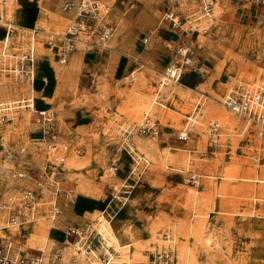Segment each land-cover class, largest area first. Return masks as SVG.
Here are the masks:
<instances>
[{
  "label": "rangeland",
  "instance_id": "obj_1",
  "mask_svg": "<svg viewBox=\"0 0 264 264\" xmlns=\"http://www.w3.org/2000/svg\"><path fill=\"white\" fill-rule=\"evenodd\" d=\"M77 1L0 0L16 23L13 52L35 50L31 78L0 72V103L16 106L0 113V243L12 241L13 254L44 263L59 254L57 264H87L68 229L99 231L94 216L111 202L114 231L121 245L131 243L116 249L131 248L133 264L168 246L174 264H264V128L236 114L225 125L211 98L221 81L225 97L264 73V2L216 0L213 20L188 33L174 20L184 22L201 0H107L109 13L80 33L86 42L62 64L47 32L65 33L76 17L68 5ZM106 23L114 30L103 42ZM2 36L0 26V46ZM188 43L193 65L184 66L180 84L162 89L167 106L151 109L156 133L141 132L160 79L184 62L179 49ZM201 94L203 119L181 139ZM28 99L47 109L48 126L18 106ZM215 120L220 134L211 135ZM51 141L67 146L61 164ZM10 210H26L21 225H6Z\"/></svg>",
  "mask_w": 264,
  "mask_h": 264
},
{
  "label": "built area",
  "instance_id": "obj_2",
  "mask_svg": "<svg viewBox=\"0 0 264 264\" xmlns=\"http://www.w3.org/2000/svg\"><path fill=\"white\" fill-rule=\"evenodd\" d=\"M248 1L264 2V0ZM4 4H6V2H3V5ZM68 6H70V8H75V19L70 23L65 33H50L47 40L49 46L54 50L58 61L62 64H66L68 62L71 53L76 49L77 43L80 40V33L83 31H90L92 29L91 27L95 25L99 19H103L110 10V5L104 0H78L77 3H70ZM4 8L5 7L3 6V9ZM214 10L215 6L213 0H202V6L196 13L186 18L184 22L181 20H174V25L177 28H182L183 26L187 25V32H192L194 27H190V24L199 21L204 17H212ZM168 17L172 19L174 18L173 16ZM0 26L4 29V35L2 37L0 46V72L31 78L33 76V67L35 62V50L33 45L31 48L30 44L26 51L16 55V53L13 52L11 46L12 38L17 31L16 25L11 18H8L6 14H3V11L0 13ZM32 30V37H36V29ZM113 30L114 27L112 25H109L108 23L104 24L98 34L99 39L103 42L107 41L112 36ZM184 48L187 52L185 64L193 65V58L190 56V44L188 43ZM174 65V67L167 70L166 76L169 80L178 81L183 77L185 70L182 68V63ZM167 83L168 81H161L160 85L163 86ZM203 96L205 105L207 96ZM160 99L161 98L158 93L155 96V100H157L158 104L163 106L165 103ZM197 104L200 106L201 102H198ZM223 104L228 110L233 111L234 113L239 114L241 117L255 122L256 124L258 123L264 127V73L261 74L258 79L233 86L226 93ZM24 106L32 110L38 122H41L45 126L50 124L51 117L49 116V112L47 110L35 108L34 102L31 99H28L24 103ZM14 108H16V106H3V104L0 103V113H2V111L12 110ZM203 113L204 112H201V115ZM214 122L209 125L211 133H217V129L220 128L219 123L217 121L215 123ZM141 126V130L144 133H153V128L156 127V124L154 121H152L150 114H146ZM53 137L55 138V135ZM48 148L53 152L60 151L56 152L59 154V157L54 158L59 159V163L61 164L65 159L63 152H66L67 146L64 145L62 148H59L56 142L51 141L48 145ZM195 177L196 176H193L192 178L194 179ZM25 197L26 198L24 199H28V201L31 200L30 192H27ZM24 204L26 205V202ZM28 205L31 206V204ZM5 206L8 207L7 205ZM57 213H59V209L55 208L53 211V217L56 216ZM27 214L28 213L26 210L21 214H18L14 210H10L9 216L6 219V225L8 227H16L21 225L23 218L27 216ZM102 215L111 221L114 218L115 211L113 209L107 208L102 211ZM68 234L74 237L75 243L79 245V250L81 252H83L88 257L101 262L102 264H109L110 261H113L118 255V250L115 247L105 243V240L102 239L101 233L99 231H89L88 228L75 226L68 229ZM58 258L59 254H56L51 259V261L44 263L43 260L37 256L26 257L13 254L12 241L0 243V264H57ZM147 264H174V250L172 247H168L162 252L152 253L150 256V262Z\"/></svg>",
  "mask_w": 264,
  "mask_h": 264
},
{
  "label": "bare ground",
  "instance_id": "obj_3",
  "mask_svg": "<svg viewBox=\"0 0 264 264\" xmlns=\"http://www.w3.org/2000/svg\"><path fill=\"white\" fill-rule=\"evenodd\" d=\"M104 1H107V0H104ZM202 1V0H201ZM213 2H214V6H215V9H217V4L215 3V0H213ZM71 9H73V8H71ZM3 11V14H6L5 13V11H4V9L3 8H0V13ZM214 12H215V10H214ZM214 15V14H213ZM212 15V16H213ZM190 17V16H189ZM204 18H206L207 20L209 19H211L212 17H204ZM100 20V19H99ZM208 20V21H209ZM198 22L199 21H196V22H193V23H191L190 24V27H194V29L193 30H196L197 29V27L198 26H200L199 24H198ZM71 23V22H70ZM15 25H16V23H15ZM70 25V24H69ZM68 25V26H69ZM68 26H67V28H68ZM67 28H66V30H67ZM203 28V30H201V31H207L208 30V28H207V26H204V27H202ZM47 33H51V32H47ZM79 42L80 43H82V42H86L83 38H80V40H79ZM78 42V43H79ZM78 43H77V45H78ZM77 48V47H76ZM183 49H184V46L182 47V48H180L179 49V52L181 51L182 52V56H183V63H182V68H184V66L186 65L185 63H186V54H187V52L186 51H183ZM175 65L174 64H172V65H170L168 68H167V70L168 69H170V68H172V67H174ZM188 66V65H187ZM166 73H167V71L165 72V74L163 75V77L160 79V81H159V84H158V87H157V90L155 91V93L153 94L154 95V98H153V100L151 101V105H150V108L149 109H147L146 110V112L143 114V116H142V119H141V122H140V124H139V130L141 131V132H143L142 130H141V125H142V123H143V121H144V119H145V116H146V114H150V116H151V118H152V121H154L153 120V117H152V115H151V108H152V106L153 105H158V106H160V107H165L164 106V104H163V106H161L160 104H158L157 103V100H155V96L159 93V96H160V100H163V102L165 103V96H162V94H161V91H162V89L165 87V86H167V85H170V84H180L181 82V80H182V78L181 79H179L178 81H172V80H169L168 78H167V76H166ZM132 77H135V75H132ZM161 81H168V83L167 84H164L163 86L162 85H160L161 84ZM224 81H221V84H220V90H219V92H217V93H215V95H213V96H211V98L212 99H214L216 102H217V105L218 106H215L214 107V111H215V113L216 114H218L219 116H220V118L222 119V121L224 122V124L225 125H227V126H232V125H234V121L236 120V117H235V115L234 114H236V115H239V114H237V113H234L233 111H230V110H228L225 106H224V104H223V100H224V95H222V92H223V90H224V86H223V83ZM221 91V92H220ZM204 94H201L200 96L201 97H199L198 98V100H197V102L195 103V105H194V108H193V110H192V112H191V114H189L190 116H187L186 117V120H185V123H184V128L182 129V134H179V136H180V138L181 139H188L189 138V133H190V131L192 130V128H194V125L196 126L197 124H198V122H201L200 120L201 119H203V114H205V107H204V102H203V96ZM32 100V99H31ZM146 101V99L144 98V99H142L141 101H140V103H144ZM198 102H201V104H200V106H198ZM19 107H22V106H24V105H18ZM34 106H35V103H34ZM201 112H204L202 115H201ZM193 114V115H192ZM194 114H195V116H194ZM201 115V116H200ZM199 116H200V118H199ZM240 116V115H239ZM248 120V119H247ZM218 122L219 123V126H220V121H218V120H215V122ZM155 122V124H156V121H154ZM214 122V121H213ZM212 122V123H213ZM214 122V123H215ZM249 122H247V123H245V125H247ZM210 125V124H209ZM260 125V124H259ZM263 127V126H262ZM264 128V127H263ZM154 129V134L156 133V131H157V129H156V127H154L153 128ZM217 133H211V131H210V126H208L207 128H206V132L207 133H209V134H211V135H216V134H220V129L218 128L217 129ZM132 131H130V133H131ZM129 133V134H130ZM144 144V142H142V141H140L139 142V145H143ZM50 155H51V157H59V154L58 153H55V154H51L50 153ZM63 155L65 156V153H63ZM50 158V157H49ZM194 175H192V177H193ZM195 179H196V177L194 178V179H192L193 181H195ZM95 217V219H94V222H95V225L98 227V230H99V232L101 233V236H102V239L103 240H105V243H107L108 245H111V246H113V247H115V248H118V247H116V246H120L121 247V245H120V240H119V238H118V236H117V234L115 233V231H114V229H113V226H112V224L109 222V220L108 219H106L105 217H103V215H101V214H98V215H95L94 216ZM112 221V220H111ZM193 232V231H192ZM184 233V232H183ZM128 234V233H127ZM193 235V234H192ZM166 238L167 239H169V241H173V239L171 238V236L170 235H168V234H166ZM168 247H171V246H168ZM168 247H166V248H164V249H167ZM163 249V250H164ZM173 249V248H172ZM162 250V251H163ZM188 250V249H187ZM74 251H75V253L76 254H78L77 256H78V258L79 259H85V261H86V263L87 264H101L99 261H96V260H94V259H92L91 257H88L87 255H85L83 252H79V245L76 243L75 245H74ZM161 251V252H162ZM187 252V251H186ZM153 253V252H152ZM151 253V254H152ZM136 256H138V254H136ZM178 256V255H177ZM117 257V256H116ZM180 257V256H179ZM190 256H188V258H189ZM184 258V257H183ZM186 258V257H185ZM116 258H114V260L112 261H110V263L109 264H133L132 263V257H131V254L129 255V257L128 258H125V259H121V258H118L117 257V259L115 260ZM192 259V258H191ZM149 262H150V259H149ZM148 262V263H149ZM186 262V261H185ZM147 264V263H146ZM183 264V263H182Z\"/></svg>",
  "mask_w": 264,
  "mask_h": 264
},
{
  "label": "crops",
  "instance_id": "obj_4",
  "mask_svg": "<svg viewBox=\"0 0 264 264\" xmlns=\"http://www.w3.org/2000/svg\"><path fill=\"white\" fill-rule=\"evenodd\" d=\"M215 3L217 4L216 0H215ZM217 9H218V6H217ZM212 18H213V17H212ZM212 18H211V19H212ZM211 19H210V20H211ZM200 20H202V21H199V22H198L199 25H201V22H203V25H204V24H206V23H208V22L210 21L209 19H208V20H209V21H208L206 18H203V19H200ZM212 20H213V19H212ZM207 28H209V26H207ZM201 30H203V28H202ZM3 35H4V29H3ZM2 37H3V36H2ZM159 54H161V53H159ZM34 70H35V69H34ZM33 74H34V73H33ZM33 76H34V75H33ZM180 82H181V81H180ZM153 98H154V95L152 96L151 101L153 100ZM33 101H34V100H33ZM34 103H35V102H34ZM150 105H151V102H150V104H149V106H148L147 109L150 108ZM153 106H154V105H153ZM153 106H152V108H153ZM164 106H167L166 103L164 104ZM158 107H160V106H158ZM35 108H36V107H35ZM152 108H151V109H152ZM37 109H42V108H37ZM43 110H47V109H43ZM145 112H146V111H145ZM145 112H144V113H145ZM144 113H143V114H144ZM186 117H187V115H186ZM111 201H112V200H111ZM110 204H111V202H109V203H108V204H107V205H106L101 211H103V210H105V209H107V208H109V209H113V210H114V207H112ZM114 211H115V210H114ZM115 217H116V211H115L114 218H115ZM114 218H113V219H114ZM112 221H113V220H112ZM112 221H109V222L112 224ZM112 226H113V225H112ZM113 229H114V228H113ZM75 244H76V243H75ZM75 244H74V245H75ZM120 245H121V243H120ZM130 245H131V243H127V244L121 245V247L124 248V247L130 246ZM119 247H120V246H119ZM129 251H131V248H128V249H127V252H125V253H120V252H119L118 255H119V256H120V255H125V257L128 258V257H129V254H127V253H128ZM79 252H80V251H79ZM118 258H119V257H118ZM120 258H121V257H120ZM121 259H122V258H121ZM124 259H125V258H124Z\"/></svg>",
  "mask_w": 264,
  "mask_h": 264
}]
</instances>
